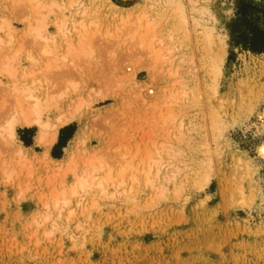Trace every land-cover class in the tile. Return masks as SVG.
<instances>
[{
  "label": "rangeland",
  "instance_id": "374dc122",
  "mask_svg": "<svg viewBox=\"0 0 264 264\" xmlns=\"http://www.w3.org/2000/svg\"><path fill=\"white\" fill-rule=\"evenodd\" d=\"M3 1L0 16L23 32L26 12L13 0ZM109 1L81 4L98 20L87 34L91 53L77 67L62 59L33 82L35 94L49 92L44 117L53 122L69 102L86 100L59 127L50 152L61 158L71 149L82 163L91 157L95 165L102 156L101 163L110 161L114 169L125 163L127 151L137 156L134 164L152 155L162 160L163 172L156 183H146L143 175L115 196L109 195L112 186L107 194L94 188L80 204L73 199L65 215L53 211L44 220L41 195L55 185L47 184L38 127L17 131L30 153H37L30 174L23 169L8 177L2 166L15 150L1 138L10 116L3 102L11 96L10 79L0 73V264H264V156L258 151L264 143V51L250 49L243 34L253 21L262 25L252 6L264 0ZM77 8L60 12L68 18ZM139 12L157 23L154 35L165 61L154 62L161 57L152 59L137 39L115 33L122 14L132 13L133 21ZM55 16H45V30L62 40ZM110 29L117 36H107ZM217 57L220 74L213 68ZM175 70L185 78L176 86ZM71 180L67 175V184Z\"/></svg>",
  "mask_w": 264,
  "mask_h": 264
},
{
  "label": "bare ground",
  "instance_id": "6f19581e",
  "mask_svg": "<svg viewBox=\"0 0 264 264\" xmlns=\"http://www.w3.org/2000/svg\"><path fill=\"white\" fill-rule=\"evenodd\" d=\"M2 1L3 0H0V2ZM97 1L102 2L104 0ZM13 2L16 6L22 8L20 10L26 12V15H24L25 17H23L24 21L26 19V28L23 32L17 33L9 18L2 15L0 16V73L4 74L10 79L9 95L11 96V99H5V102H3V108L6 110V112L10 113V116L8 119H6V122L4 124L5 126L0 124L1 128L3 129L2 132H6V136H0L1 138L4 137L3 140L5 139V144L8 143L9 146H12L14 148L13 151L15 150V156L13 154L11 155L13 157L11 161L2 160V166L4 167L5 174L8 177H12L13 175L23 171V169L27 170V175L30 174L33 154L28 150L30 147L25 145L19 138L17 131L21 126H36L38 127L37 142L41 145H44V147L46 148L41 154V157L48 164L50 170L49 174L47 173V184L49 186L55 185L51 187L50 190L48 189V193L41 195L43 205L46 208V212L43 216L44 220H49L53 211L57 212L58 217L65 215L64 210L67 206L70 205L73 199H76L77 205L80 204L82 200L86 198L87 195H89L91 190L93 191L94 188L99 189L101 191V194H107L110 191L109 187L112 186L114 188V191L110 192L109 195L115 196L116 194L124 190L122 187H125L128 182H137L143 175L145 176L146 183H156L157 177L159 176L160 172H163L161 171L160 166V162L162 160L159 162V159L155 158V156L153 157L152 155H148V159H145V157H140L138 158V163L134 164V158H136L137 156L134 157L130 155L131 153H128V151L126 153L124 152L125 154L123 153V157H127L125 163L119 166L117 169L116 167L114 169V167H112V164L114 163H109V160V162L105 161L107 165L109 163V168L106 169V172H104L105 162L101 163L102 161H104L101 160L102 156H100L101 158H99L100 165H95L92 163L91 157H88V160L84 159V162L82 163L80 157H77L78 155H76V153H74V151L71 149L65 157L59 159L53 158L50 155L48 149L49 146L55 141L59 127L70 123L81 111L86 100L82 97L69 102L66 109L61 111L56 116V121L53 122L51 120L45 119L44 117L46 110L44 102H47L49 100V92L44 91L43 95L40 96L35 94L33 91V82L38 78L37 75H39V73L42 72L44 74V72L47 70L50 71L52 69H55L54 67H56L57 64L62 63V59L66 60L69 64L72 65V67H77L79 64L78 61L84 55L87 56L89 53H91L90 45L87 41V34L88 32H91L90 28L93 25L97 24L98 20L97 22H95V19L90 18L92 16V13H90L89 10L90 7H83L84 5L81 6V4L85 2V0H62V2H58L57 0H13ZM109 3L114 9L116 7H119V5L114 3L113 1H109ZM75 5H78V8L75 9L74 12L72 11L73 13L71 12L72 14L70 15V17L67 18L66 15L61 14L62 11L60 12V10H62L63 8L69 7L70 9H72L75 7ZM178 8L180 9V11H182L184 20V10L180 6ZM49 13H53L56 15L53 23L57 30V35H61L62 40H60L56 36H51L45 30L47 26V23H45V16H47V14ZM131 14L125 16L122 14L120 21L122 23V26H120L121 23L119 24L120 27L117 25L118 27L117 30H115V33L119 31L117 33L118 35L120 32H125L133 39H137L139 41L140 47L147 50V52L150 53L149 55H151V58L153 57L152 59L155 60L161 57L159 60H155L154 62H158L160 60L162 61L164 57L160 55H162L161 52L163 48L157 45L158 39L154 35L157 23L151 16L147 14V12H139L137 15L135 14L136 16H134L135 19L133 21H130ZM70 33L76 34L75 36H77L78 39L73 40V36L70 35ZM105 33L109 37L116 35L114 34V30L112 29L106 30ZM207 39L213 42L210 36H207ZM159 40L160 43L163 42V40L161 41V38H159ZM30 46L34 48L35 51L28 50ZM62 49H64L63 54L60 53ZM171 49H173V47H171ZM27 50L28 52H26ZM166 51L168 50L166 49ZM23 54H25V59L28 62L26 66L20 64V59ZM168 54H170V51ZM164 56L165 58H167V53L164 54ZM212 62L214 70L220 74L222 71L221 58L216 59ZM175 69H177V67ZM180 71L177 70L174 73V86L177 85L178 81L185 79L184 76L180 74ZM28 80H31V82H28ZM187 80L188 79L186 78V82ZM186 82H180V84L182 83L181 86L185 87ZM151 89L152 88H150V90ZM179 90L182 93L186 92L185 89ZM168 118L166 117L165 119ZM2 132L1 134H3ZM79 139H82L80 135ZM258 151L261 156H264V143L259 145ZM95 153L97 152H94V154ZM83 154L85 155V157H87L85 153ZM97 155L98 156L96 157L98 158L99 154L97 153ZM120 158L122 157L120 156ZM105 160H107V158H105ZM119 163L121 164V162ZM115 165L116 164H114V166ZM153 173L154 176H152ZM69 174L72 176V180L71 182H69V184H67L66 177ZM169 175L173 177L174 173L171 172ZM54 180L55 182L57 180V182L55 183ZM120 188H122V190ZM75 209L76 208L74 206L71 207L69 213L74 214Z\"/></svg>",
  "mask_w": 264,
  "mask_h": 264
},
{
  "label": "trees",
  "instance_id": "16d2710c",
  "mask_svg": "<svg viewBox=\"0 0 264 264\" xmlns=\"http://www.w3.org/2000/svg\"><path fill=\"white\" fill-rule=\"evenodd\" d=\"M253 16L262 19V25H258L256 21H253V26L243 33L244 37L248 41V46L253 51L263 52L264 51V4L255 3L253 1Z\"/></svg>",
  "mask_w": 264,
  "mask_h": 264
},
{
  "label": "crops",
  "instance_id": "0c3cea01",
  "mask_svg": "<svg viewBox=\"0 0 264 264\" xmlns=\"http://www.w3.org/2000/svg\"><path fill=\"white\" fill-rule=\"evenodd\" d=\"M29 127V126H28ZM57 134H58V132H57ZM56 134V139H55V141L51 144V145H53L56 141H57V137H58V135ZM36 140H37V135H36ZM51 145L49 146V149H48V151H49V153H50V155L53 157V158H56V157H54L52 154H51V152H50V150H51ZM28 147H30V146H28ZM46 149V148H45ZM62 158V157H61ZM56 159H59V158H56Z\"/></svg>",
  "mask_w": 264,
  "mask_h": 264
}]
</instances>
